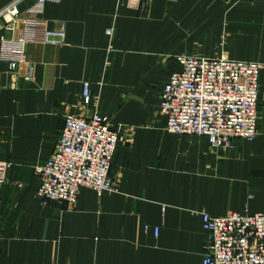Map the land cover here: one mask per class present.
I'll list each match as a JSON object with an SVG mask.
<instances>
[{
    "label": "crops",
    "instance_id": "crops-1",
    "mask_svg": "<svg viewBox=\"0 0 264 264\" xmlns=\"http://www.w3.org/2000/svg\"><path fill=\"white\" fill-rule=\"evenodd\" d=\"M14 1L0 0V12ZM39 1L22 0V16ZM40 18L65 44L27 45L18 73L0 63V162L11 165L0 264H203L202 213L264 214V68L254 141L214 150L206 137L168 133L161 113L178 57L264 65V0H47ZM5 23L0 37L19 40L24 25L11 34ZM96 112L119 133L115 191L44 203L37 167L54 156L67 116Z\"/></svg>",
    "mask_w": 264,
    "mask_h": 264
},
{
    "label": "built area",
    "instance_id": "built-area-1",
    "mask_svg": "<svg viewBox=\"0 0 264 264\" xmlns=\"http://www.w3.org/2000/svg\"><path fill=\"white\" fill-rule=\"evenodd\" d=\"M21 1L0 12V18L6 19V33L24 25L19 40L0 37V63L7 62L12 73H18L24 64L27 45L65 44V32L50 30L40 18L47 0H40L28 11L32 18L22 16ZM120 1L138 5L142 0ZM112 35L113 30L107 31L108 37ZM178 62L182 70L171 76L161 95L168 133L206 137L214 150L230 149L235 139L254 141L259 136L260 74L264 65L200 56H181ZM89 95L90 85L86 84L83 98ZM113 128L110 118L99 112L90 118L67 116L54 156L37 167V195L44 203L74 205L83 188L99 194L115 191L111 170L119 133ZM10 167L0 162V199ZM201 216L206 238L203 264H264V214L243 211L224 217ZM158 232L155 229L156 235Z\"/></svg>",
    "mask_w": 264,
    "mask_h": 264
}]
</instances>
